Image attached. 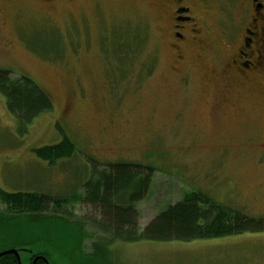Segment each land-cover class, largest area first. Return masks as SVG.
I'll return each instance as SVG.
<instances>
[{
  "label": "rangeland",
  "instance_id": "obj_1",
  "mask_svg": "<svg viewBox=\"0 0 264 264\" xmlns=\"http://www.w3.org/2000/svg\"><path fill=\"white\" fill-rule=\"evenodd\" d=\"M163 16L147 0H0V70L29 78L52 103L23 126L0 94L1 191L82 196L93 171L132 163L155 170L136 204L141 229L192 192L264 218V77L247 84L221 75L243 26L212 23L203 44L183 48L185 62L170 46ZM63 136L74 145L71 158L49 165L33 153ZM67 210L68 222H86L82 253L101 245L100 264H264V233L107 244L91 224L94 207ZM1 218L0 250H17L22 261L26 251H52L63 233L48 219L5 225ZM63 239V250L44 258L50 264H68L61 253L71 245Z\"/></svg>",
  "mask_w": 264,
  "mask_h": 264
},
{
  "label": "trees",
  "instance_id": "obj_2",
  "mask_svg": "<svg viewBox=\"0 0 264 264\" xmlns=\"http://www.w3.org/2000/svg\"><path fill=\"white\" fill-rule=\"evenodd\" d=\"M129 50L127 47L121 51V55L124 56V52ZM0 94L5 99L8 112L23 126L30 125L35 118L52 110L51 100L37 84L26 77L11 78L10 73L3 70H0ZM74 150V145L63 136L58 144L34 149L33 153L39 160L50 165L71 158ZM154 173L152 167L140 164H108L103 170L93 171L92 178L83 186L82 196L71 198L23 192L7 193L0 190V203L5 206L6 211H0L5 219L3 221L1 218L3 224L6 225L14 218L37 224L48 219L56 222L57 227L63 231L59 237L54 238L55 242L57 239L60 241L51 246L52 251L32 252V257L25 256L21 264H33L34 259L39 256L47 259L50 252L62 251L63 237V241L71 245L67 253L60 252L63 260L69 261L68 264H100L102 259L97 254L101 245L93 244L91 254L82 253V226L86 222L83 219L68 222L72 213L67 208L71 203H82L96 209L98 219L91 224L97 231L95 233L108 238L107 244L115 241L187 243L264 233V218H250L237 209L214 202L205 194L194 192L187 193L180 201L166 206L141 229L136 204L148 194ZM40 241L48 242L47 238L37 240ZM0 264L18 263L9 254L0 258ZM35 264L45 263L37 259Z\"/></svg>",
  "mask_w": 264,
  "mask_h": 264
},
{
  "label": "flooded vegetation",
  "instance_id": "obj_3",
  "mask_svg": "<svg viewBox=\"0 0 264 264\" xmlns=\"http://www.w3.org/2000/svg\"><path fill=\"white\" fill-rule=\"evenodd\" d=\"M147 1L165 16L160 19L158 17L159 21H168L166 33L172 40L170 46L180 53L177 55L179 61L185 60L183 48L189 47L191 42L203 44L201 42L204 41V35L207 36L212 29V23L225 22L231 26L240 23L243 26L240 47L228 60L221 75L228 77L227 80L233 76L247 84L254 83L256 77H264V0ZM221 31L225 34L224 30ZM199 37H202L201 42ZM191 57L195 59L198 55L191 54ZM1 252L3 251L0 250ZM18 253L21 262L20 252ZM24 254L29 257L33 255L28 251ZM14 258L16 259L15 256Z\"/></svg>",
  "mask_w": 264,
  "mask_h": 264
},
{
  "label": "water",
  "instance_id": "obj_4",
  "mask_svg": "<svg viewBox=\"0 0 264 264\" xmlns=\"http://www.w3.org/2000/svg\"><path fill=\"white\" fill-rule=\"evenodd\" d=\"M9 254L14 255V256L16 257L17 263H18V264H21L20 259H19V254H18V252L15 251V250H10V251L1 252V253H0V258L3 257V256H5V255H9ZM38 258L41 259L45 264H49L48 261H46L43 257H38ZM38 258H35V259H34L33 264H35V262H36V260H37Z\"/></svg>",
  "mask_w": 264,
  "mask_h": 264
}]
</instances>
